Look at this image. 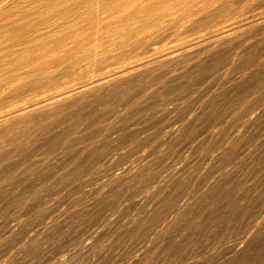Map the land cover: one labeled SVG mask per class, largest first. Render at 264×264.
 Segmentation results:
<instances>
[{
    "label": "rangeland",
    "instance_id": "rangeland-1",
    "mask_svg": "<svg viewBox=\"0 0 264 264\" xmlns=\"http://www.w3.org/2000/svg\"><path fill=\"white\" fill-rule=\"evenodd\" d=\"M110 1L91 46L0 47V115L141 66L0 125V264H264V0ZM145 3L171 9L127 18ZM36 64L54 80L23 87Z\"/></svg>",
    "mask_w": 264,
    "mask_h": 264
},
{
    "label": "bare ground",
    "instance_id": "bare-ground-1",
    "mask_svg": "<svg viewBox=\"0 0 264 264\" xmlns=\"http://www.w3.org/2000/svg\"><path fill=\"white\" fill-rule=\"evenodd\" d=\"M107 1V0H106ZM110 1V0H109ZM123 1V0H122ZM127 1V0H126ZM125 1V2H126ZM130 1V0H128ZM138 1V0H136ZM140 1V0H139ZM147 1V0H146ZM168 0H156L157 3H163V2H166ZM213 1H219V0H189V1H186V0H174L173 3H175V5L179 8L180 12L182 14H186V16L188 14H194L196 13L197 11H203L205 10L206 8H209L211 6V3ZM221 1V0H220ZM111 2V1H110ZM109 2V3H110ZM119 2V1H118ZM133 2V1H132ZM130 2V3H132ZM143 2V1H141ZM145 2V0H144ZM148 2V1H147ZM172 2V1H170ZM195 2H197L198 4H201L200 8L197 10L195 9ZM222 2V1H221ZM98 3H102V2H98ZM97 0H0V47H8V49L11 47H14L16 49V47L18 48V46H22L23 48H25V56L23 57L26 61L28 60V62L30 61L31 63V60H35V59H42V61L44 60L43 58H41L44 54L40 53L39 51V54H34L33 52L34 51H37V50H41L42 51V48H46V47H52V48H80V47H87V45H92L94 39L96 38V31H97V23L99 21L98 19V8L96 7L97 6ZM106 3V2H105ZM108 3V2H107ZM106 3V4H107ZM108 3V4H109ZM121 3V1H120ZM119 3V4H120ZM167 3V2H166ZM171 3V4H173ZM217 3V2H216ZM234 3V2H233ZM129 4V3H128ZM135 4V2L133 3ZM218 4V3H217ZM227 4V3H226ZM232 4V2H231ZM230 4V5H231ZM117 5V4H116ZM115 5V6H116ZM122 5V4H121ZM126 5V4H124ZM137 5V4H136ZM168 5V4H167ZM222 5H224V3H222ZM229 6V3L227 4ZM115 6L111 5V6H104V10H109L110 12H115ZM119 6V5H118ZM123 6V5H122ZM132 6V5H131ZM130 6V7H131ZM135 6V5H133ZM164 6V5H163ZM197 6V5H196ZM220 6L221 8V5H218ZM232 6V5H231ZM99 7H101V5L99 4ZM129 7V6H128ZM160 7H161V4H160ZM157 8L154 6L153 3H145L144 4H141V5H138L136 7H134L133 11L128 14L129 16H127V18H132V17H135L140 11H144V12H147L148 14H153L154 16H156L155 18V22H160L162 20H160L161 18L164 20L167 16V14L165 13V11L167 9H169L168 7H170L168 5V7L164 9H161V8ZM174 7V6H173ZM176 7V8H177ZM216 7V6H214ZM233 7H234V4H233ZM102 8V7H101ZM132 8V7H131ZM224 8H230V7H223ZM120 9V7H119ZM122 9V7H121ZM128 10V8H126ZM124 9V10H126ZM171 9V8H170ZM169 9V10H170ZM173 9V8H172ZM231 9V8H230ZM229 9V10H230ZM123 10V11H124ZM126 10V12H127ZM130 10V9H129ZM128 10V12H129ZM228 10V9H227ZM100 11V9H99ZM106 12V13H109ZM121 13H123L122 10H120ZM172 11V10H171ZM212 11V10H210ZM141 12V13H142ZM173 12V11H172ZM179 12V11H178ZM215 12V10H214ZM223 12V11H222ZM118 13V12H117ZM116 13V14H117ZM125 13V12H124ZM174 13V12H173ZM176 13V12H175ZM174 13V14H175ZM205 13V12H203ZM207 13H209V11H207ZM219 13L221 12H218L216 14V16L214 15V17L216 18ZM227 13V12H226ZM103 14V13H102ZM114 14V13H112ZM115 14V15H116ZM140 14V13H139ZM138 14V15H139ZM171 14V13H170ZM201 14V13H200ZM206 14V13H205ZM203 14V15H205ZM224 13H221V15H223ZM100 15V14H99ZM105 15V14H104ZM141 15V14H140ZM147 15V14H146ZM145 15V16H146ZM152 15V16H153ZM166 15V16H165ZM220 15V16H221ZM101 16V15H100ZM118 16V15H116ZM170 15H168L169 17ZM173 16V14H172ZM211 17L213 16V14L210 15ZM209 16V17H210ZM109 17V16H108ZM108 17L106 18L108 20ZM137 17V16H136ZM164 17V18H163ZM167 17V18H168ZM202 17V16H201ZM207 18H209L208 16H206ZM126 15H124L123 17H121L119 19V22H120V32H118L120 34L119 37H117V39L119 40V43L120 44H127V42H136V41H140L142 39H137L135 38L134 40H132L134 37L132 36H129L126 38V29L123 27V25L125 26V23H126ZM139 19V17H137ZM142 18V17H140ZM154 18V17H153ZM103 19V17H102ZM135 20H137L136 18H134ZM149 19V18H148ZM178 19V18H177ZM105 21V19H103ZM103 20H100L103 21ZM110 20V19H109ZM134 20V21H135ZM142 20V19H141ZM144 20V18H143ZM152 20V19H150ZM160 20V21H159ZM247 20V19H246ZM133 21V18L132 20ZM138 21L137 20V24H138ZM147 22V19L145 20ZM205 21V20H204ZM213 21V20H212ZM241 21V20H239ZM249 21V19H248ZM99 22V23H100ZM153 22V21H152ZM170 24H171V20L169 21ZM168 22V23H169ZM174 22V21H173ZM250 22V21H249ZM257 22V21H256ZM98 23V24H99ZM106 23V22H105ZM118 23V22H117ZM115 23V24H117ZM128 23V21H127ZM129 23L131 24L130 20H129ZM135 23V22H132V24ZM140 23V21H139ZM144 23V21L142 22ZM157 23V24H158ZM167 23V24H168ZM175 23V22H174ZM194 23V22H193ZM245 23V22H244ZM102 24V22H101ZM123 24V25H122ZM135 24V26L137 25ZM152 24H155L156 26V23H152ZM161 24V23H160ZM165 24V23H164ZM169 24V25H170ZM197 24V23H196ZM259 24V23H258ZM110 25V24H108ZM128 26V24H126ZM134 25V24H133ZM141 25V24H140ZM236 25V23H235ZM252 25V23H251ZM107 27V25H105ZM119 26V25H118ZM142 26V25H141ZM149 26V25H148ZM154 29V26L151 25ZM130 27V26H129ZM128 27V28H129ZM131 27H133L131 25ZM151 27V29H152ZM228 26H226L227 28ZM234 27V26H233ZM251 27V26H250ZM104 28V27H103ZM148 28V27H147ZM145 28V31L146 29ZM150 28V27H149ZM148 28V29H149ZM157 28H158V25H157ZM108 29V28H107ZM105 29V30H107ZM125 29V33H122L121 31ZM139 29V28H138ZM147 29V30H148ZM156 29V28H155ZM222 29V28H221ZM231 29V27H230ZM233 29V28H232ZM238 29V27H237ZM111 30V29H110ZM115 30H118V29H115ZM112 31V30H111ZM136 30H128V33L129 32H135ZM229 31V30H228ZM237 31V30H236ZM236 31H235V34H236ZM101 32V30L99 31ZM107 32H109L107 30ZM116 32V31H115ZM142 32V30H141ZM140 32V34H141ZM148 32V31H147ZM213 32V31H212ZM224 32V31H223ZM221 32V35H223ZM226 32V31H225ZM231 32V30L229 31ZM105 32H103L104 34ZM112 33V32H110ZM117 33V32H116ZM127 33V34H128ZM149 33V32H148ZM218 33V32H217ZM108 33H106L107 35ZM113 34H114V31H113ZM118 34V35H119ZM139 34V33H138ZM216 34V33H215ZM225 34V33H224ZM228 34V33H227ZM233 34V36L235 35ZM98 35V33H97ZM109 35V34H108ZM116 35V34H115ZM131 35V34H130ZM217 35V34H216ZM215 35V36H216ZM219 35V37L221 36ZM232 35V34H231ZM117 36V35H116ZM139 36V35H138ZM210 36V35H208ZM207 36V37H208ZM227 36V35H226ZM244 36V35H243ZM114 37V36H113ZM231 37V36H230ZM101 39L100 40H103L102 37H100ZM216 38V37H215ZM218 38V37H217ZM216 38V39H217ZM106 39V38H105ZM105 39H104V43H105ZM111 39H113L111 37ZM110 39V40H111ZM228 39V38H227ZM96 40V39H95ZM109 40V41H110ZM117 40V41H118ZM145 41H147L148 39L144 38ZM223 40V39H222ZM112 41V40H111ZM116 41V38L115 40ZM210 41V40H209ZM214 41V40H213ZM205 42V41H203ZM208 42V41H207ZM99 43V42H97ZM108 43V41H107ZM113 43V42H112ZM139 43V42H138ZM137 43V44H138ZM103 44V43H102ZM108 44H111L110 42ZM114 44V43H113ZM112 44V45H113ZM120 44H119V47H120ZM206 44V43H205ZM90 45V46H91ZM97 45V44H95ZM130 45V44H129ZM122 46V45H121ZM184 46V45H183ZM194 46V45H193ZM196 46V45H195ZM200 46V45H199ZM95 47V46H94ZM109 47V46H108ZM178 47V46H177ZM10 48V49H11ZM89 48V47H88ZM102 48V47H101ZM127 48H128V44H127ZM184 48V47H183ZM186 48V47H185ZM90 49H92L90 47ZM178 49V48H177ZM14 50V49H13ZM19 50V49H18ZM54 50V49H53ZM60 50V49H59ZM82 50V49H81ZM126 50V49H125ZM170 50V49H169ZM176 50V49H175ZM182 50V49H180ZM184 50V49H183ZM187 50V49H186ZM202 50V49H201ZM200 50V51H201ZM48 51V50H47ZM58 51V50H57ZM75 51V50H73ZM84 51V50H83ZM124 51V50H123ZM174 51V50H173ZM6 52V51H5ZM13 53V51H11ZM54 52V51H53ZM72 52V51H71ZM70 52V53H71ZM97 52V51H96ZM164 52V51H163ZM178 52V51H177ZM16 53V52H14ZM13 53V54H14ZM37 53V52H36ZM56 53V52H54ZM75 53V52H74ZM92 53V52H91ZM125 53V52H124ZM161 53V52H160ZM172 54V52H170ZM168 53V55L170 54ZM181 53V52H180ZM22 54V53H21ZM52 54V53H51ZM50 54V55H51ZM83 54V53H80V55ZM90 54V53H88ZM118 54V53H117ZM163 54V53H162ZM167 54V53H166ZM177 54V53H176ZM46 55V53H45ZM49 55V56H50ZM68 55V53H67ZM71 55V54H70ZM87 55V54H86ZM123 55V54H122ZM173 55V54H172ZM13 56V55H12ZM19 56V54H18ZM47 56V57H49ZM79 56V55H78ZM77 56V58H78ZM94 56V55H93ZM92 56V57H93ZM117 56V55H116ZM150 56H153V55H150ZM158 56V55H156ZM155 56V57H156ZM160 56V55H159ZM166 56V55H165ZM170 56V55H169ZM203 56V55H202ZM22 57V56H21ZM84 57V56H83ZM114 57V56H113ZM112 57V58H113ZM120 57V56H119ZM124 57V55H123ZM173 57V56H172ZM198 57V56H197ZM7 58V57H6ZM21 58V59H23ZM45 60H46V57H44ZM52 58H54L52 56ZM61 58V57H60ZM71 58V57H70ZM122 58V57H121ZM152 58V57H151ZM166 58V57H165ZM1 59V57H0ZM20 59V58H18ZM74 59V58H73ZM89 59V58H88ZM88 59H86L88 61ZM198 59V58H197ZM44 60V61H45ZM69 60V59H68ZM66 59V61H68ZM79 59H77L78 61ZM82 60V59H81ZM80 60V61H81ZM112 60V59H111ZM124 60V59H123ZM130 60V59H129ZM128 60V61H129ZM132 60V59H131ZM161 60V59H159ZM14 61V60H13ZM40 61V62H42ZM157 61V60H156ZM18 62V60L16 61ZM15 62V63H16ZM49 62V61H48ZM52 62V61H51ZM65 62V61H64ZM76 62V61H74ZM82 62V61H81ZM81 62L79 64H81ZM84 62V61H83ZM131 62V61H130ZM134 62V61H133ZM67 63V62H66ZM69 63V62H68ZM85 63V62H84ZM88 63V62H87ZM119 63V62H118ZM153 63V62H152ZM8 64V63H7ZM42 64V63H41ZM73 63H71V66H72ZM121 64V63H120ZM140 63H134L130 66H127V65H124L122 66L121 68H117V70L113 71L111 74L109 75H105L103 77H101L100 79H98L97 81H89L87 83H84V84H81L77 87H72V86H67L65 87L64 89L62 90H56L54 91L55 93H50L49 95H47L46 98H43L41 100H39L38 102H35V103H32L30 105H26L25 107H19V108H16L15 110L13 111H10V112H7V113H4V114H1L0 115V125H2V123H6L7 121L9 120H13L15 118V116H23L25 114L26 111H28V108L30 107H35L36 105H39V109L40 108H44V107H52L58 103L62 104V101H64L65 99H68L70 97H73V95H77V94H80L82 92H87L88 90L92 89L93 87L96 88V86H100V85H104V84H108L116 79H119L123 76H125L127 73L130 72V69H132L133 67L135 68L137 65H139ZM144 64V63H143ZM15 65V64H14ZM40 65V64H39ZM39 65H35L33 68H31L30 71H27L25 74L28 75V82L24 85L23 87H34V86H37L39 85L41 88L44 89V85H45V81L46 82H49V80H54L52 78H50L51 76L49 75V71L52 70V69H49L47 66L45 67L44 66H39ZM60 65L62 66V64L60 63ZM82 65H84L82 63ZM81 65V66H82ZM8 66V65H7ZM22 66V65H21ZM59 65H57V67H61ZM69 66V65H68ZM80 66V67H81ZM145 66V65H144ZM148 66V65H147ZM2 67V66H1ZM0 67V68H1ZM32 67V66H31ZM70 67V66H69ZM68 67V68H69ZM73 67H76L75 65ZM78 67V66H77ZM95 67V66H94ZM141 67V66H140ZM138 66L137 69L140 68ZM26 68V67H24ZM48 68V70H47ZM67 68V67H66ZM64 69L65 71H67V69ZM55 69V68H54ZM53 69V70H54ZM58 69V68H57ZM63 69V68H62ZM74 69V68H72ZM76 69V68H75ZM116 69V68H115ZM22 70V69H20ZM71 70V69H70ZM133 70V69H132ZM10 71V70H9ZM33 71H36L37 73H33ZM2 72V71H0ZM15 72V71H14ZM17 72V71H16ZM15 72V73H16ZM133 72V71H131ZM13 73V72H12ZM20 73V72H19ZM55 73V72H54ZM63 73V72H62ZM58 74V73H57ZM54 75L55 77L58 75ZM61 74V73H60ZM77 74V73H76ZM71 75V74H70ZM98 75V74H97ZM103 75V74H102ZM68 76V75H67ZM53 77V78H55ZM22 78V77H21ZM99 78V77H98ZM25 79V78H24ZM0 80H10V75L9 74H4L3 77H0ZM17 80V79H16ZM89 80V79H88ZM86 81V80H85ZM17 82V81H16ZM52 82V81H50ZM80 82V81H79ZM55 83V82H54ZM57 83V82H56ZM60 83V82H59ZM78 83V82H77ZM118 83V82H117ZM11 84V83H10ZM44 84V85H43ZM80 84V83H79ZM114 84V83H113ZM116 84V83H115ZM120 84V83H119ZM20 85V84H18ZM17 85V86H18ZM58 85V84H57ZM71 85H75V84H71ZM55 86V85H54ZM12 87V86H11ZM19 87V86H18ZM39 87V89H40ZM53 87V86H52ZM51 87V88H52ZM115 87V86H114ZM19 88H22V87H19ZM98 88V87H97ZM31 89V88H30ZM38 89V88H37ZM46 89V88H45ZM49 89V88H48ZM19 90V89H18ZM51 90V89H50ZM96 90V89H95ZM14 91V90H12ZM17 91V89H16ZM3 92V90H2ZM15 92V91H14ZM28 92V91H27ZM13 93V92H12ZM30 93V91H29ZM1 94V93H0ZM42 94V93H41ZM44 94V92H43ZM84 94V93H82ZM15 95V94H14ZM23 96V95H22ZM17 98V97H16ZM15 98V99H16ZM21 98V97H20ZM26 98H27V95H26ZM28 99V98H27ZM30 99V98H29ZM24 100V98H23ZM26 100V99H25ZM7 101V100H6ZM10 101V100H9ZM18 102V101H16ZM22 102V101H21ZM29 102V101H28ZM5 103V102H4ZM17 105V104H16ZM67 105V104H66ZM6 107V106H5ZM8 107V106H7ZM55 107V106H54ZM63 107V106H62ZM36 108V107H35ZM58 108V106H57ZM27 109V110H26ZM34 109V108H33ZM37 109V108H36ZM31 111V110H30ZM63 111V110H62ZM14 114H16L14 116ZM58 114V113H57ZM29 118V117H28ZM38 118V117H37ZM58 119V118H57ZM33 120V119H32ZM60 120V119H59ZM117 120V119H116ZM22 128V127H21ZM8 131V130H7ZM5 131V132H7ZM10 133V132H9ZM12 133V132H11ZM74 133V132H73ZM4 134V133H3ZM7 134V133H6ZM4 134V135H6ZM4 137V136H3ZM2 137V138H3ZM15 138V137H14ZM1 139V137H0ZM19 140V139H18ZM3 141V140H2ZM17 157V156H16ZM1 167V166H0Z\"/></svg>",
    "mask_w": 264,
    "mask_h": 264
}]
</instances>
